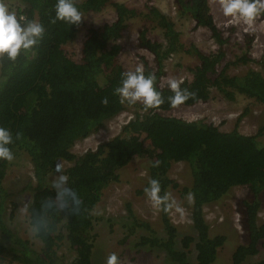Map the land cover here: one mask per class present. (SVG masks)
I'll list each match as a JSON object with an SVG mask.
<instances>
[{
	"label": "trees",
	"instance_id": "trees-1",
	"mask_svg": "<svg viewBox=\"0 0 264 264\" xmlns=\"http://www.w3.org/2000/svg\"><path fill=\"white\" fill-rule=\"evenodd\" d=\"M15 1L17 35L12 28L5 30L0 42V264H102L106 254L96 245L102 217L95 208L104 189L120 182L122 170L136 159L146 170L138 193L157 198L161 224L142 221L128 202L121 244L134 238L131 249L164 264H214L228 237L211 234L205 207L223 200L233 187L245 186L253 198L245 199L241 209L247 239L234 249L231 264H264V223L259 218L264 206V125L248 134L238 129L239 123L225 131L215 122L167 115L176 107L210 100L214 90L229 101L240 95L264 105L263 71L228 73L231 65L254 61L248 53L221 66L228 38L215 23L209 0L175 1L179 14L212 32L219 46L215 54L186 47L171 17L154 5L139 11L114 0ZM237 5L241 12L264 19L262 0H238ZM107 7L116 11V20L90 28L76 60L66 45L78 38L82 15ZM138 17L145 23L139 45L155 56L156 66L142 58L143 68L129 73L118 62V41L128 22ZM154 27L161 30L162 40L149 36ZM177 53L198 57L193 78L176 86L162 84L166 61ZM141 94L149 100L136 98ZM129 107L135 116L121 133L83 153L74 151L79 141ZM21 155L30 162L31 174L10 176ZM63 162L70 166L64 168ZM176 162L188 167L189 183L170 177ZM57 176L65 179L55 180ZM174 191L190 211L188 232H181L170 217ZM19 193L30 196V239L9 224ZM106 222L113 226L112 217ZM65 246L73 253L70 261L62 252Z\"/></svg>",
	"mask_w": 264,
	"mask_h": 264
},
{
	"label": "rangeland",
	"instance_id": "rangeland-1",
	"mask_svg": "<svg viewBox=\"0 0 264 264\" xmlns=\"http://www.w3.org/2000/svg\"><path fill=\"white\" fill-rule=\"evenodd\" d=\"M126 4L139 11L145 9L147 5L158 7L166 13L175 23L176 29L181 34V40L186 47L195 45L206 54H215L219 51V46L212 37V32L199 26L197 22L189 16L179 14L175 0H114ZM264 2V0H262ZM18 2L15 0H0V42L3 40V33H8L12 28L17 35L18 30L13 29L16 17ZM211 13L215 23L223 31L228 42L224 45L226 57L221 64L224 66L228 61L233 62L236 58L248 53L254 61L244 65H231L228 69L230 74H239L249 68L258 69L264 72V19L258 15L241 12L238 7V0H209ZM83 25L75 41L66 45V49L76 60L81 57V44L88 30L92 27H102L106 23L116 20V11L112 7H107L102 11L88 12L82 15ZM140 18L132 19L128 22L124 30L123 37L119 39L122 48L117 57L118 62L123 65L129 73L141 70L144 63L142 58L148 60L152 66H156L155 56L139 45V34L143 29ZM155 25L156 24H151ZM11 30V31H12ZM161 30L154 27L149 36L155 40H162ZM196 55L177 53L166 61L165 75L162 77V84L178 85L181 81L193 78L191 69L198 64ZM136 81L133 80L128 90L135 92ZM136 98L144 101V94L137 95ZM133 107L127 108L116 118L106 122L105 126L89 138L79 141L74 146L76 153H83L90 148H96L100 143L106 142L115 135L121 133L123 126L135 116ZM144 112V111H143ZM183 118L188 121L205 120L215 122L223 130H232L236 123L238 129L243 133H255L264 125V105L256 103L253 99L238 96L236 100L229 101L214 90L212 98L206 102H199L194 106H179L167 112V115ZM19 167L14 164L9 175L19 174L27 176L32 169L26 156L21 155L18 159ZM65 167L70 163L63 162ZM183 162L173 164L169 174L170 177L182 184L189 183L187 178L188 167ZM23 174V175H22ZM120 182L112 183L104 189L102 197L98 202L95 213L101 216L102 220L97 222L96 229L99 232L97 246L104 249L106 257L102 259V264H164L157 261L152 255L146 252H138L129 247V243L121 244L126 229L123 227L125 216L128 214L127 203L130 202L135 214L143 221L147 220L153 225L160 226V211L156 197H152L148 192L138 193L144 187L146 170L142 166V160L136 159L129 166L122 170ZM12 178V177H11ZM54 178V177H53ZM65 176H57L55 180L60 181ZM19 193L18 208L14 211V216L9 222L10 226L25 237L32 236V228L28 220L27 200L29 194ZM20 197V198H19ZM245 199H253L249 189L245 186H235L230 193L220 202L210 204L205 207V216L211 227V234L221 233L228 237L225 246L220 249L219 257L214 264H231V255L240 243L246 242V235L243 229L242 208ZM172 208L170 217L181 232L190 230V211L181 203L180 195L177 191L172 194ZM8 215L12 212V206H8ZM113 218V226L106 222V218ZM124 220H123V219ZM260 222L264 223V206L259 211ZM38 245V242H34ZM62 252L66 255L67 261L73 257L72 251L68 247H63ZM261 256H264V244H261ZM108 258V261H107ZM193 258H195V253ZM5 264H19L18 262Z\"/></svg>",
	"mask_w": 264,
	"mask_h": 264
}]
</instances>
